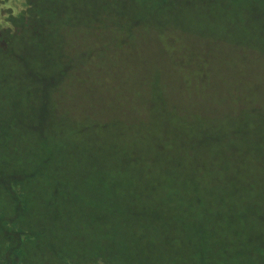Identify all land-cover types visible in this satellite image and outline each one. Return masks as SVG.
<instances>
[{"label": "trees", "instance_id": "1", "mask_svg": "<svg viewBox=\"0 0 264 264\" xmlns=\"http://www.w3.org/2000/svg\"><path fill=\"white\" fill-rule=\"evenodd\" d=\"M164 1L0 0V264H148L147 249L159 246L180 258L165 264H264V185L256 181L264 149L241 135L238 120L229 132L198 117L168 122L164 116L173 113L163 106L158 114L146 107L154 117L148 124L100 123L91 117L102 106L92 105L87 118L53 125L55 136H64L53 150L23 141L51 142L39 126L51 117L50 93L62 83L81 89L87 82L79 69L88 64L19 52L21 40H61L53 30L45 35V26L60 24L90 39L111 32L128 43L146 24L167 30L153 22L160 15L149 20ZM196 3L264 22V0ZM244 41L256 52V39ZM7 58L11 64H1ZM67 216L80 224L73 230L85 226L79 239ZM42 249L47 257L32 256Z\"/></svg>", "mask_w": 264, "mask_h": 264}, {"label": "rangeland", "instance_id": "2", "mask_svg": "<svg viewBox=\"0 0 264 264\" xmlns=\"http://www.w3.org/2000/svg\"><path fill=\"white\" fill-rule=\"evenodd\" d=\"M185 1L165 0L163 9H152L149 20L153 15H160L159 20L153 22L163 21L167 30L152 32L153 23L146 24L143 34H134L124 44L119 42L121 36L111 32L110 36L101 33L90 39L82 28L60 24L45 26L48 31L45 35L53 30L61 40L50 35L46 43L39 35L21 40L16 48L19 52L42 54L44 57L49 52L53 54L54 62L61 57L71 60L74 66L88 64L79 69L82 82H87L81 89L78 85L71 88L62 83L55 94L50 93L51 120L48 118L39 126L44 130L42 135H49L51 142L46 143L35 136L23 141L35 150L45 149L43 146L46 144L53 150V142L64 138L61 134L55 136L53 125H60L67 118H87L86 110L92 105L102 106L101 114L93 111L91 117L99 119L100 123L137 120L143 124L154 118L150 110H145L146 107L158 114L164 106L173 113L169 117L164 116L168 122L173 119L184 124L198 117L229 132L230 128L235 130L238 120L243 132L241 135L254 142L257 148L264 149V30L260 26L264 22L253 20L244 13L237 15L239 12L236 10L212 4L210 8L195 4V0H187L189 4L186 5ZM143 26L137 30L143 31ZM247 36L257 40L256 52L244 45L247 44L244 41ZM86 55H89L88 59ZM1 64H11L10 59L3 60ZM136 105L144 106V109L139 112ZM259 158L264 161V151ZM256 169L260 174H256V181L264 185V162ZM62 205L68 208L64 202ZM71 214L80 215L79 210ZM65 220L72 230L80 226L69 216ZM73 231L79 239L85 226ZM41 251L42 255L39 254ZM47 255L46 249H42L32 256L39 259ZM147 255L148 264H165L168 257L177 263L180 261L177 250L166 246L150 247ZM29 258H32L31 253Z\"/></svg>", "mask_w": 264, "mask_h": 264}]
</instances>
